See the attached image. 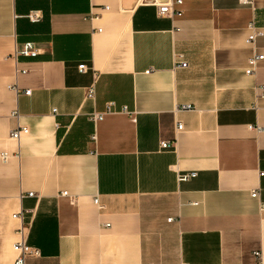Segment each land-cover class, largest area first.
Listing matches in <instances>:
<instances>
[{
  "label": "crops",
  "instance_id": "obj_1",
  "mask_svg": "<svg viewBox=\"0 0 264 264\" xmlns=\"http://www.w3.org/2000/svg\"><path fill=\"white\" fill-rule=\"evenodd\" d=\"M153 2L0 0V264L14 260L21 210L41 254L26 264H264V59L244 72L264 55V36L244 40L250 22L264 31V0H182L179 18ZM26 42L37 57L15 58ZM108 102L129 113L86 118ZM17 125L29 130L18 143Z\"/></svg>",
  "mask_w": 264,
  "mask_h": 264
},
{
  "label": "built area",
  "instance_id": "obj_2",
  "mask_svg": "<svg viewBox=\"0 0 264 264\" xmlns=\"http://www.w3.org/2000/svg\"><path fill=\"white\" fill-rule=\"evenodd\" d=\"M182 3V0H168L167 2H163V3H158L157 0H155V2L151 3L156 11L157 14L160 18L163 17H169V18H179L182 15V11L178 10L177 7H179V5ZM242 4H247V5H251L252 4V0H242ZM103 10H108L109 8L107 6H104L102 8ZM90 14L87 16V18L91 19L92 17L94 19H97V15H95L92 11L89 12ZM28 21L32 24H36L37 22H40L43 18V15L41 13L40 10H36V11H30L26 14L25 16ZM248 34L245 37V43L249 46L254 47L257 40L260 39V37L264 36V31L261 28H257L255 26V24L253 22H250L248 25ZM100 32V31H99ZM39 53V48L35 47V45L32 42H26L22 45V48L19 51H16L14 54V57H24V58H36L37 55ZM264 59V55L260 54H256V53H252L250 55V57L247 60V65L245 67V74L249 75V76H254L256 74V69L260 63V61H262ZM176 69H186L188 67V63L185 61H181L179 63L176 64ZM78 72L81 74H85V72L88 71V67L85 64L79 65L77 67ZM151 70L149 69V71H146L145 74H148ZM28 73L27 69H17L16 68V74H26ZM94 79L92 81L91 84H89L86 89H85V100H91L94 101L96 98V82L98 77H96L95 75H93ZM11 88H13L16 93L18 94V90H17V86L13 85L10 86ZM255 91L259 94H261V97L264 98V84H261L259 86H255ZM30 90H24L23 94L25 95H29ZM188 110L190 109V106H182L181 110ZM55 112V111H54ZM118 113H123V114H128V108H126V106H121L119 108H116V105L114 102H108L105 103L103 106L102 111H93L91 113H87L86 118L92 122L93 124H96L97 122H101L103 120V118L107 115H115ZM251 129H253L255 132L259 133L262 132V129L258 126H250ZM183 129V126L181 123H177L176 128H175V134L177 135L179 132H181ZM29 133V130L27 127H20L17 125V127L13 130L10 131L8 138L12 141H15L16 143L19 142V140L21 138H23V136L27 135ZM175 142H171V141H167V142H160L159 144V148L162 151H167V149H171L172 147H174ZM9 158V154H7L6 152H1L0 153V159L2 160V162H7ZM261 175H264V173H261ZM197 176L196 172H189V173H184V174H178L177 176V182L178 183H184L188 180H191L193 178H195ZM35 194L33 192H28L25 195H22L21 198H32L34 197ZM60 196L66 197L69 200V203L71 205H73L75 203V197L70 196L67 192H61ZM250 196L254 199H257L259 197V191L258 190H252L250 192ZM93 204H95L97 210L99 212H102L104 207L99 204L98 202V198L94 197L93 198ZM259 210L260 211H264V203H260L259 206ZM29 212V210H21L17 213L12 214V218L17 220L18 223H20L18 230L16 232V241L12 246V250L14 253V260L12 262V264H26V261L28 258L31 257H39L41 256L40 252L31 247L28 244V233H29V229H30V223L29 222H25V218H26V214ZM173 220V218H169V222ZM110 224L106 223V225H104L103 227H109ZM254 256L257 257V260L260 263V253L259 252H255ZM181 264H185V263H181ZM261 264V263H260Z\"/></svg>",
  "mask_w": 264,
  "mask_h": 264
},
{
  "label": "water",
  "instance_id": "obj_3",
  "mask_svg": "<svg viewBox=\"0 0 264 264\" xmlns=\"http://www.w3.org/2000/svg\"><path fill=\"white\" fill-rule=\"evenodd\" d=\"M168 0H157L158 3L167 2Z\"/></svg>",
  "mask_w": 264,
  "mask_h": 264
}]
</instances>
